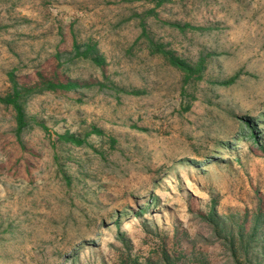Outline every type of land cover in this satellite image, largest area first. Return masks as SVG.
<instances>
[{
  "label": "rangeland",
  "instance_id": "rangeland-1",
  "mask_svg": "<svg viewBox=\"0 0 264 264\" xmlns=\"http://www.w3.org/2000/svg\"><path fill=\"white\" fill-rule=\"evenodd\" d=\"M263 249L264 0H0V264Z\"/></svg>",
  "mask_w": 264,
  "mask_h": 264
},
{
  "label": "trees",
  "instance_id": "trees-1",
  "mask_svg": "<svg viewBox=\"0 0 264 264\" xmlns=\"http://www.w3.org/2000/svg\"><path fill=\"white\" fill-rule=\"evenodd\" d=\"M95 62H98L97 60ZM64 88L66 89H74L76 88V85L75 84H68L66 85ZM6 103H9V104H13V107H14V110L16 112V122H17V125H18V128H17V132L20 131L22 128H23V119H24V115H23V111L21 109V106L20 105H17V103L15 101H10L9 99H6L5 100ZM223 239L225 240V242H228L227 245L229 246L230 249H233L234 247V238L232 237V233L231 231H229L228 233H226L225 235H223ZM244 237L241 235L239 236V245H240V248H242L243 251H246V249L248 248V243L244 242L243 241ZM262 251V249H261ZM264 251V249H263Z\"/></svg>",
  "mask_w": 264,
  "mask_h": 264
}]
</instances>
